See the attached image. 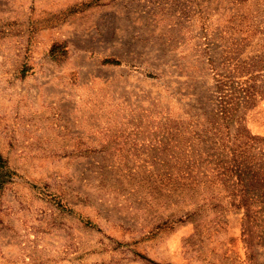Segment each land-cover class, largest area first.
I'll return each instance as SVG.
<instances>
[{
	"label": "rangeland",
	"instance_id": "374dc122",
	"mask_svg": "<svg viewBox=\"0 0 264 264\" xmlns=\"http://www.w3.org/2000/svg\"><path fill=\"white\" fill-rule=\"evenodd\" d=\"M0 264H264V0H0Z\"/></svg>",
	"mask_w": 264,
	"mask_h": 264
},
{
	"label": "trees",
	"instance_id": "16d2710c",
	"mask_svg": "<svg viewBox=\"0 0 264 264\" xmlns=\"http://www.w3.org/2000/svg\"><path fill=\"white\" fill-rule=\"evenodd\" d=\"M8 176H9V172H8V170L4 169L3 161L0 158V189L2 188V186L5 182L3 179H5Z\"/></svg>",
	"mask_w": 264,
	"mask_h": 264
}]
</instances>
